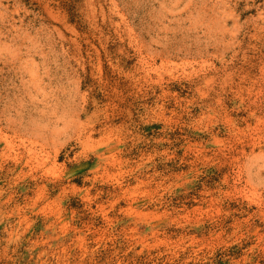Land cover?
<instances>
[{
	"label": "rangeland",
	"instance_id": "1",
	"mask_svg": "<svg viewBox=\"0 0 264 264\" xmlns=\"http://www.w3.org/2000/svg\"><path fill=\"white\" fill-rule=\"evenodd\" d=\"M0 264H264V0H0Z\"/></svg>",
	"mask_w": 264,
	"mask_h": 264
}]
</instances>
